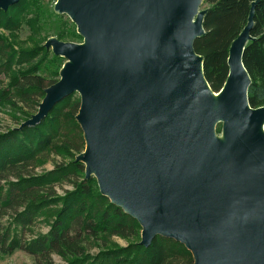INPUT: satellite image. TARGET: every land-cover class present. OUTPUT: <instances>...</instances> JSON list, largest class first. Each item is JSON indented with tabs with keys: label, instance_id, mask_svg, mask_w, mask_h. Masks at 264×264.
<instances>
[{
	"label": "water",
	"instance_id": "obj_1",
	"mask_svg": "<svg viewBox=\"0 0 264 264\" xmlns=\"http://www.w3.org/2000/svg\"><path fill=\"white\" fill-rule=\"evenodd\" d=\"M18 1L0 0V10ZM256 4L215 92L194 47L205 34L203 0H57L83 41L47 40L66 62L20 125L78 93L85 177L140 223L142 245L174 239L193 264H264V106L249 103L243 61Z\"/></svg>",
	"mask_w": 264,
	"mask_h": 264
},
{
	"label": "trees",
	"instance_id": "obj_2",
	"mask_svg": "<svg viewBox=\"0 0 264 264\" xmlns=\"http://www.w3.org/2000/svg\"><path fill=\"white\" fill-rule=\"evenodd\" d=\"M255 6L252 36L244 65L252 84L249 103L264 106V0H203L205 34L194 47L204 58V74L213 91L224 85L232 42L247 25ZM82 42L76 24L57 13L46 0H19L0 10V112L18 125L0 131V254L24 251L36 264H193L186 246L157 236L142 245V226L101 194L94 176L85 177V164L76 161L85 150L76 116L81 97L72 93L35 125H20L37 113L45 90L60 79L66 59L45 47L49 38ZM59 156L52 170L35 169ZM70 184L62 194L57 185ZM37 223L49 229L36 232ZM119 237L125 245L114 240Z\"/></svg>",
	"mask_w": 264,
	"mask_h": 264
},
{
	"label": "rangeland",
	"instance_id": "obj_3",
	"mask_svg": "<svg viewBox=\"0 0 264 264\" xmlns=\"http://www.w3.org/2000/svg\"><path fill=\"white\" fill-rule=\"evenodd\" d=\"M49 4V6L52 8L55 7V4L57 0H46ZM203 10V6L200 7V11ZM83 41V39H82ZM82 43V42H81ZM52 51V50H51ZM79 95V94H78ZM18 126L6 112H0V131H6L8 128ZM216 134L217 136L222 135V124H218L216 127ZM85 141V139H84ZM86 144V142H85ZM78 156V155H77ZM61 162L62 158L59 156L53 157L52 161L45 163L42 166H39L37 169H35L36 173H44L46 171L52 170L55 167V162ZM73 187L65 183L63 186L57 185L56 191L60 194L64 192L65 189H72ZM10 219L4 218L0 221L2 227H7L10 223ZM36 232H46L48 231V227L44 223H37L36 227L34 228ZM114 240L121 245H125L126 241L124 239H121L119 237H115ZM54 261L56 264H65V262L62 260V258L59 255L53 256ZM0 264H36L35 259L33 256L27 254L24 251L17 250L13 254L9 256H2L0 254Z\"/></svg>",
	"mask_w": 264,
	"mask_h": 264
},
{
	"label": "bare ground",
	"instance_id": "obj_4",
	"mask_svg": "<svg viewBox=\"0 0 264 264\" xmlns=\"http://www.w3.org/2000/svg\"><path fill=\"white\" fill-rule=\"evenodd\" d=\"M219 97H220V93H216V94L212 95V98H213V101H214V109L215 110H218ZM261 133L262 134L264 133V122L262 123V126H261Z\"/></svg>",
	"mask_w": 264,
	"mask_h": 264
}]
</instances>
